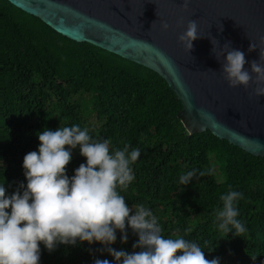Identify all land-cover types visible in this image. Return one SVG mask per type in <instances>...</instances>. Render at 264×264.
<instances>
[{
  "label": "trees",
  "instance_id": "trees-1",
  "mask_svg": "<svg viewBox=\"0 0 264 264\" xmlns=\"http://www.w3.org/2000/svg\"><path fill=\"white\" fill-rule=\"evenodd\" d=\"M181 109L0 0V264H264V158Z\"/></svg>",
  "mask_w": 264,
  "mask_h": 264
},
{
  "label": "water",
  "instance_id": "water-1",
  "mask_svg": "<svg viewBox=\"0 0 264 264\" xmlns=\"http://www.w3.org/2000/svg\"><path fill=\"white\" fill-rule=\"evenodd\" d=\"M57 34L158 74L188 136L264 158V0H6Z\"/></svg>",
  "mask_w": 264,
  "mask_h": 264
}]
</instances>
